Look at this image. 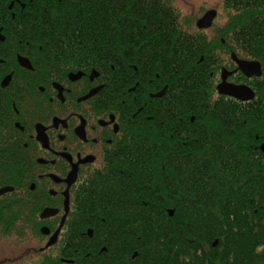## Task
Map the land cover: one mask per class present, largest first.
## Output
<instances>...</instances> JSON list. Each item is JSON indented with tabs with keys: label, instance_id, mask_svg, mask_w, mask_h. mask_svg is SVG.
Wrapping results in <instances>:
<instances>
[{
	"label": "trees",
	"instance_id": "obj_1",
	"mask_svg": "<svg viewBox=\"0 0 264 264\" xmlns=\"http://www.w3.org/2000/svg\"><path fill=\"white\" fill-rule=\"evenodd\" d=\"M21 1L19 31L48 43L56 62L93 64L105 77L124 49L145 45L170 86L162 101H147L144 118L130 121L113 159L83 187L66 264H264V3L230 0L242 17L227 34L263 71L255 99L243 103L216 98L207 65L219 40L183 30L179 9L150 0ZM89 228L94 238L76 246Z\"/></svg>",
	"mask_w": 264,
	"mask_h": 264
},
{
	"label": "flooded vegetation",
	"instance_id": "obj_2",
	"mask_svg": "<svg viewBox=\"0 0 264 264\" xmlns=\"http://www.w3.org/2000/svg\"><path fill=\"white\" fill-rule=\"evenodd\" d=\"M150 1L176 9L200 5L201 14V9L189 11L179 19L207 44L219 40L207 65L216 98L226 97L217 90L223 81L253 89L262 78L263 71L261 77H247L238 68L237 60H256L240 48L238 36L227 34L228 24L242 17L241 8H229L230 0ZM26 8L21 0H0V264H50L52 259L66 264L67 233L74 216L76 223L79 218L83 187L113 159L130 121L144 116L147 101H162L170 86L155 73L159 64L147 60L145 45L124 49L125 57L110 64L105 77L93 64L56 62L48 43L19 31ZM211 10L218 12L219 34L209 32L214 23L209 30L197 26ZM136 54L141 58L134 61ZM132 106L139 107L133 111ZM77 234L81 246L95 232Z\"/></svg>",
	"mask_w": 264,
	"mask_h": 264
},
{
	"label": "water",
	"instance_id": "obj_3",
	"mask_svg": "<svg viewBox=\"0 0 264 264\" xmlns=\"http://www.w3.org/2000/svg\"><path fill=\"white\" fill-rule=\"evenodd\" d=\"M218 13L215 10L207 12L198 22L197 26L200 30H209L213 26ZM238 68L242 71L247 77L256 76L261 77L262 70L260 63L257 62H245L237 60ZM219 95L233 98L237 101L246 103L251 102L255 99L254 91L247 86H236L229 84L223 81L217 88ZM260 150L264 155V143L260 146ZM76 174L71 175L70 184H73L76 180ZM170 215H173V211H170ZM54 242H51L49 246L53 245ZM217 243H215L216 245ZM67 263H73L72 261H67Z\"/></svg>",
	"mask_w": 264,
	"mask_h": 264
},
{
	"label": "rangeland",
	"instance_id": "obj_4",
	"mask_svg": "<svg viewBox=\"0 0 264 264\" xmlns=\"http://www.w3.org/2000/svg\"><path fill=\"white\" fill-rule=\"evenodd\" d=\"M217 8L219 9V7H216V9H217ZM178 9H179L180 12L182 13L183 18H185V17H187V16L190 15L189 11H191L192 13H196V12H198V10H200L201 8H200V5L197 4L196 6H194V8H191V10H190L189 7H186V6H184V5H180V6L178 7ZM202 11H203V10L201 9L200 14H201ZM192 13H191V14H192ZM219 20H220V18H219V19H216V21L214 22V27H213L212 29H210L209 32H213L214 34H217L216 31H217V29H219V27H220V21H219ZM181 22H182V24H181L182 29H183V30H187L186 27L183 25V23H184L183 19L180 20V23H181ZM187 31H189L190 33H191V32L194 33L193 29H192V30H187ZM255 62L259 63L258 61H255ZM260 65H261V64H260ZM259 79H260V78H259ZM103 250H104V249H103ZM105 251H106V250H105Z\"/></svg>",
	"mask_w": 264,
	"mask_h": 264
},
{
	"label": "bare ground",
	"instance_id": "obj_5",
	"mask_svg": "<svg viewBox=\"0 0 264 264\" xmlns=\"http://www.w3.org/2000/svg\"><path fill=\"white\" fill-rule=\"evenodd\" d=\"M217 13H218V12H217ZM213 23H214V22H213ZM183 25L186 27L187 30H191V28L189 27V24H188V23L184 22ZM193 31L195 32V31H197V30H194V29H193ZM54 244H55V243H54Z\"/></svg>",
	"mask_w": 264,
	"mask_h": 264
}]
</instances>
